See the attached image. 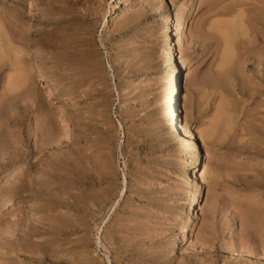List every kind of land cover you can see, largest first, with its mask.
Segmentation results:
<instances>
[{"label": "rangeland", "instance_id": "obj_1", "mask_svg": "<svg viewBox=\"0 0 264 264\" xmlns=\"http://www.w3.org/2000/svg\"><path fill=\"white\" fill-rule=\"evenodd\" d=\"M0 264H264V0H0Z\"/></svg>", "mask_w": 264, "mask_h": 264}, {"label": "bare ground", "instance_id": "obj_2", "mask_svg": "<svg viewBox=\"0 0 264 264\" xmlns=\"http://www.w3.org/2000/svg\"><path fill=\"white\" fill-rule=\"evenodd\" d=\"M179 14H180V16L178 17V20H177L178 22L176 23V25H175L176 28L174 30L175 31L174 37H176L178 39L180 38V31L182 30V25H184V23H185L184 19H182V14L183 13L181 14V12L179 11L178 15ZM222 15H223V13H222ZM229 24H231V23H229ZM229 26H230L229 29H231L233 27V24L229 25ZM225 45H226V54H225L224 59H223V61L221 63V65L223 67L227 64L229 56H231L230 54L232 52V48L235 45L234 44V38L233 37H228V41H227V43ZM178 53H180V51ZM189 63L190 62H188V60H186V59H183L182 56L179 57L178 63H176L175 75L178 77L179 74H180V71H182L183 73H182V75L180 77V80H179L180 81V94H179L178 98H177L178 87L176 89V102L178 104V109H177V112H176V118L173 120L174 124H175V122L177 123V113L183 115L184 118H185L186 115H187V111H188L189 85H190V82H191L190 74H189ZM193 162H194V160H193Z\"/></svg>", "mask_w": 264, "mask_h": 264}, {"label": "water", "instance_id": "obj_3", "mask_svg": "<svg viewBox=\"0 0 264 264\" xmlns=\"http://www.w3.org/2000/svg\"><path fill=\"white\" fill-rule=\"evenodd\" d=\"M179 94H180V81H179V83H178V93H177V98H178Z\"/></svg>", "mask_w": 264, "mask_h": 264}]
</instances>
